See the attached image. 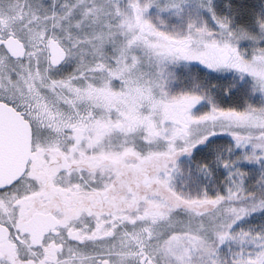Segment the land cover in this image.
<instances>
[{
    "label": "snow or ice",
    "instance_id": "obj_1",
    "mask_svg": "<svg viewBox=\"0 0 264 264\" xmlns=\"http://www.w3.org/2000/svg\"><path fill=\"white\" fill-rule=\"evenodd\" d=\"M0 264H264V0H0Z\"/></svg>",
    "mask_w": 264,
    "mask_h": 264
}]
</instances>
